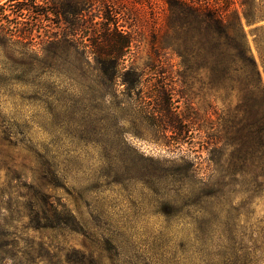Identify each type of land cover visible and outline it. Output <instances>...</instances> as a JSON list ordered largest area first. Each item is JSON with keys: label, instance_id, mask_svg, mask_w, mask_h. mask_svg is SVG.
<instances>
[{"label": "rangeland", "instance_id": "374dc122", "mask_svg": "<svg viewBox=\"0 0 264 264\" xmlns=\"http://www.w3.org/2000/svg\"><path fill=\"white\" fill-rule=\"evenodd\" d=\"M15 1L0 0L1 19ZM60 1L59 23L23 11L7 18L29 38L0 36V264H223L246 251L264 264L252 253L264 190L221 177L256 155L249 80L210 76L197 30H165L164 0ZM115 30L117 52L98 53ZM244 30L264 87V18ZM98 57L118 62L115 78Z\"/></svg>", "mask_w": 264, "mask_h": 264}, {"label": "trees", "instance_id": "16d2710c", "mask_svg": "<svg viewBox=\"0 0 264 264\" xmlns=\"http://www.w3.org/2000/svg\"><path fill=\"white\" fill-rule=\"evenodd\" d=\"M90 1L83 0V6ZM164 2L168 10L167 18L163 23L165 30L175 27L186 31L197 30L202 40L205 65L210 76L216 75L220 79L243 76L249 80L252 93L250 110L254 116L252 123L255 127L253 134L257 143L254 147L256 155L251 158L250 172L242 170L241 165L243 163L239 160L238 162L231 160L229 164L235 167L237 164V168L227 174H221V177L223 179L230 178L228 182H225L226 184L241 187L245 185L249 191L264 190V153L260 152L262 140H264V87L261 72L244 30V23L252 24L264 18V0H164ZM70 5L74 7L73 4L68 6ZM64 6L65 4L60 0H17L14 3L16 13L11 11V14L7 13L5 17L0 18V36L7 41L26 40L31 35L32 30L22 32L23 30L18 31L13 27L10 28L11 19L7 17L18 16L23 11H27L33 14L35 22L50 15L57 19L56 23H59V17ZM120 35L116 30L113 31V44L105 48L97 47L98 53L110 55L117 52L119 48L115 42ZM30 40H32L31 37ZM43 40L42 43L45 42ZM254 42L264 66V46L259 39L254 38ZM29 45L30 47L35 46L31 41H29ZM125 46L129 47V41L126 42ZM95 67L98 72L108 78L117 76L118 62L114 59L106 61L103 57H98ZM173 128L181 133V124L174 125ZM206 138V162L212 171L207 183L214 186L218 181H213L211 177L222 166L221 158L218 156L222 147L217 144L221 136L220 133L212 129L207 132ZM241 159L245 161L243 157ZM188 163L193 173L197 174L199 168L196 163L192 161ZM225 226L228 227L226 223ZM227 230L226 228L224 231ZM254 252H260L264 255V243L255 246L252 253ZM249 254L250 252L246 251L242 256L232 258L225 253L223 264H259L262 261V258H251ZM89 261L92 262V256H89Z\"/></svg>", "mask_w": 264, "mask_h": 264}]
</instances>
